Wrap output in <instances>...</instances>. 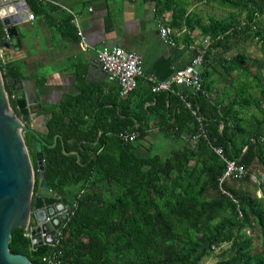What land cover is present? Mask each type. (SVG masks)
Masks as SVG:
<instances>
[{
  "label": "trees",
  "instance_id": "1",
  "mask_svg": "<svg viewBox=\"0 0 264 264\" xmlns=\"http://www.w3.org/2000/svg\"><path fill=\"white\" fill-rule=\"evenodd\" d=\"M156 13H169L167 25L184 31L190 42L196 30L208 38L202 65L215 50L217 63L228 73L250 79L258 88L212 102L205 91L182 89L203 119L205 138L179 98L165 90L136 86L121 98L118 87L108 95L81 89L57 102L38 103L36 115L46 129L41 141L43 179L60 197L66 217L54 241L32 249L30 237L13 227L8 248L32 264H200L218 248L214 264H264V185L260 196L247 177L218 183L223 163L210 146L249 169L264 168V118L245 126L239 110L250 106L264 116L262 66L249 61L247 41L264 43V0H147ZM30 13L45 10L39 0H24ZM203 3L231 10L223 17L188 10ZM243 14L241 19L238 15ZM236 16V17H235ZM5 38L0 21V43ZM3 50V49H2ZM194 55V53H193ZM190 61V60H189ZM12 62L0 59V76L12 111L17 114L9 81L23 78ZM201 72V77L205 76ZM42 85L41 80L35 81ZM243 94V96H242ZM149 126L155 132L148 131ZM37 185L32 151L34 136L21 131ZM134 133L124 141L123 134ZM180 137L182 144L160 150L146 136ZM252 185L239 192V185ZM34 218L30 214V224ZM221 246H224L221 248Z\"/></svg>",
  "mask_w": 264,
  "mask_h": 264
},
{
  "label": "crops",
  "instance_id": "2",
  "mask_svg": "<svg viewBox=\"0 0 264 264\" xmlns=\"http://www.w3.org/2000/svg\"><path fill=\"white\" fill-rule=\"evenodd\" d=\"M19 1V0H16ZM60 6L72 11V16L58 5L44 3L45 10L36 12L32 19H27L29 9L15 7L11 1L10 11L21 12L24 19L15 22L14 26L20 40L18 48H1L4 61L12 62L17 68L12 72L19 73L26 97L38 103H54L63 94H77L81 89L90 88L95 93L100 91L108 95L117 84L108 81L100 70L92 48L118 46L136 52L141 57V70L144 76L150 75L156 80L167 79L172 72L189 62L194 48L200 44L196 30L189 32V42L180 39L184 31L171 29L167 25L169 13H156L153 2L147 0H54ZM6 2H3L5 4ZM166 25L172 38V44L162 40L158 35V25ZM4 28V27H3ZM80 29L85 37L87 47L81 45L76 36ZM5 33V30H4ZM5 38L3 41H5ZM211 51L206 65H202L201 77L203 91L212 102H220L241 95L247 82L239 73L226 72ZM41 80L42 85L36 86L35 81ZM136 87L145 91L148 83L143 77L137 78ZM249 88V89H248ZM252 97H257L256 86L247 87ZM243 96V94H242ZM239 114L248 123L255 124L264 116L255 106L239 110ZM148 131L156 130L149 126ZM180 137L146 136V142H152L156 148L167 150L181 146ZM252 185H239V192L251 191ZM256 195V193H255Z\"/></svg>",
  "mask_w": 264,
  "mask_h": 264
},
{
  "label": "water",
  "instance_id": "3",
  "mask_svg": "<svg viewBox=\"0 0 264 264\" xmlns=\"http://www.w3.org/2000/svg\"><path fill=\"white\" fill-rule=\"evenodd\" d=\"M11 1L13 0H0V21L6 33V39L0 43V48L21 46L14 24L24 19L26 12L22 14L9 11ZM14 1L15 7L28 9L24 0ZM3 2L6 3L2 5ZM9 84L16 115L9 105L0 76V264H32L24 255L10 252L8 242L11 229H26L32 214L34 226L29 231L32 249L43 243L51 245L53 234L64 221L66 213L60 197L47 187L43 179L41 141L37 134L46 129L43 117H34L41 119V130L28 126V120L36 113L38 105L27 99L21 80H10ZM21 131H27L34 136L32 151L37 171L35 191L32 190L34 173ZM56 205L59 208L55 207L50 213L49 208ZM51 216L55 217L56 222H53Z\"/></svg>",
  "mask_w": 264,
  "mask_h": 264
},
{
  "label": "built area",
  "instance_id": "4",
  "mask_svg": "<svg viewBox=\"0 0 264 264\" xmlns=\"http://www.w3.org/2000/svg\"><path fill=\"white\" fill-rule=\"evenodd\" d=\"M39 1L42 3H50L60 6L54 0ZM60 7L72 16V21L75 25H77L72 11L63 6ZM26 18L32 19L33 15L28 12L26 14ZM158 35L165 42L169 44L173 43L169 28L166 25H158ZM76 36L79 40V43L87 47L85 37L81 30L78 28L76 29ZM208 42V38H202L200 44H198L194 48V55L191 57L190 61L184 66L175 69L167 79L163 80H156L150 75L144 76L142 74L141 57L136 52L125 50L118 46L102 48L91 47V49L94 51L95 60L97 61L98 66L104 74L105 78L108 81H112L117 84L119 97H125L128 92H130L136 86L137 78L143 77L144 80L150 85L151 91L165 90L174 93L179 98L180 102L183 103L184 107H186L194 117V120L197 123V128L199 130V135L205 138L203 119L198 114L197 110L191 106L190 101L187 99L186 95L181 92V90L187 89L190 93H194L203 89L201 83V67L205 54L204 47ZM2 55V49L0 48V59L2 58ZM134 137V133L122 135V139L124 141L133 140ZM210 148L223 163V169L220 177L218 178V183H221L223 180L229 177H234L236 179L247 177L248 180L256 187V196L261 195L260 187L264 185L263 167L256 165L254 168L248 170L241 164L237 163L236 159L227 158L219 146L211 145ZM47 262L49 264H54V262H51L49 259Z\"/></svg>",
  "mask_w": 264,
  "mask_h": 264
},
{
  "label": "rangeland",
  "instance_id": "5",
  "mask_svg": "<svg viewBox=\"0 0 264 264\" xmlns=\"http://www.w3.org/2000/svg\"><path fill=\"white\" fill-rule=\"evenodd\" d=\"M188 10H192L193 12L199 14L203 19H205L207 16H214V17H223L229 14L231 10L223 9L220 7H217L215 5H206L203 3H198L196 5L190 6ZM236 17V16H235ZM243 17V14L238 15V18L241 19ZM261 24L264 25V15L260 17ZM197 39L199 38L198 32H196ZM247 54L248 58H250L249 61L253 62H258L262 66V69L260 71V76L261 79L260 81L264 84V43H260L255 40H249L247 41ZM250 79H247V82L250 83ZM13 112V111H12ZM14 113V112H13ZM15 114V113H14ZM16 115V114H15ZM36 115L34 114L33 116H30L29 118V127H32L33 129L36 130H41L42 129V121L41 119H35ZM18 117V115H17ZM19 118V117H18ZM22 135V132H20ZM34 226V223L32 225L30 224V218L28 225L26 227V231L29 235L30 229ZM224 246H221L223 248ZM218 248H215L212 253L205 258H203L200 262V264H214V262L218 259L217 253H218Z\"/></svg>",
  "mask_w": 264,
  "mask_h": 264
},
{
  "label": "bare ground",
  "instance_id": "6",
  "mask_svg": "<svg viewBox=\"0 0 264 264\" xmlns=\"http://www.w3.org/2000/svg\"><path fill=\"white\" fill-rule=\"evenodd\" d=\"M9 11H10V10H9ZM55 207H56V208H59V206L56 205V206H54V208H49V212L51 213L52 211H54ZM53 214H54V213H52V215H53ZM51 217H52L53 222H56L55 217H53V216H51Z\"/></svg>",
  "mask_w": 264,
  "mask_h": 264
},
{
  "label": "flooded vegetation",
  "instance_id": "7",
  "mask_svg": "<svg viewBox=\"0 0 264 264\" xmlns=\"http://www.w3.org/2000/svg\"><path fill=\"white\" fill-rule=\"evenodd\" d=\"M35 115H36V113H35ZM28 125H29V121H28Z\"/></svg>",
  "mask_w": 264,
  "mask_h": 264
}]
</instances>
